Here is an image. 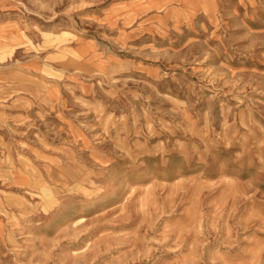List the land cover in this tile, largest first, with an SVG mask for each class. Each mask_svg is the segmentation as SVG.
I'll list each match as a JSON object with an SVG mask.
<instances>
[{"label":"rangeland","instance_id":"1","mask_svg":"<svg viewBox=\"0 0 264 264\" xmlns=\"http://www.w3.org/2000/svg\"><path fill=\"white\" fill-rule=\"evenodd\" d=\"M0 264H264V0H0Z\"/></svg>","mask_w":264,"mask_h":264}]
</instances>
